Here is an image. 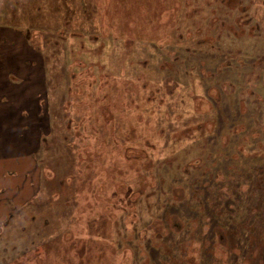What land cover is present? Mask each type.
<instances>
[{"label":"rangeland","instance_id":"obj_1","mask_svg":"<svg viewBox=\"0 0 264 264\" xmlns=\"http://www.w3.org/2000/svg\"><path fill=\"white\" fill-rule=\"evenodd\" d=\"M236 250L264 263V0H0V264Z\"/></svg>","mask_w":264,"mask_h":264},{"label":"flooded vegetation","instance_id":"obj_2","mask_svg":"<svg viewBox=\"0 0 264 264\" xmlns=\"http://www.w3.org/2000/svg\"><path fill=\"white\" fill-rule=\"evenodd\" d=\"M248 213H247V216L245 217L244 222H243L244 224H247V226L246 225H243V223H240V224L237 223V226H239L240 229H243V226L244 227H248L249 226L248 224H251V223H255L256 222V220H253V219L252 220H248ZM204 220L206 222H208V220H209L208 216H205ZM234 223H235L234 221H231V231H232V234L231 235L237 234V233H234L233 232V229H234V226H235ZM221 227L223 228V227H228V226L218 224L215 227H211L210 230H208L206 228L207 230L204 232L205 234H204V237L202 239V247L201 248H205L204 255H207V258L210 256L208 254L207 249H206L208 245H213L214 246V249L218 250L219 253H222L221 252V248L227 249V253L228 254L229 253L231 254V253H234L235 252V250H232L235 247V242H232V240H231L229 244L224 243L225 241H224V236H223V233H222L223 229H220ZM236 241H237V244H239V247L240 246H243V239L242 238H240L239 236H237ZM246 244L247 243L244 241V245H246ZM236 251H237V254H233V256L236 257L235 260L237 262H239L238 264H241L242 262H244V259H245L244 253L241 254L240 251H238V250H236ZM126 260L127 259H125V261ZM116 264H126V262L119 261Z\"/></svg>","mask_w":264,"mask_h":264},{"label":"crops","instance_id":"obj_3","mask_svg":"<svg viewBox=\"0 0 264 264\" xmlns=\"http://www.w3.org/2000/svg\"><path fill=\"white\" fill-rule=\"evenodd\" d=\"M23 70L25 72V68H23ZM29 73H30V70H29ZM24 88H26L23 91L24 93H25L26 90H29L30 89V88L27 89L26 86H24ZM23 172H25V171L23 170ZM11 182H12V180H11ZM11 182L8 181V183L3 184V185L9 186V187H11V185H12V187L10 188V190L9 189L7 190L9 192V194H10V192L12 193L14 191V187L17 186L18 188L17 187L16 188L18 190H17V193H15V194H17L19 196H16V199H19V200H17V201H19V203H20V201H21V203H24V201L27 200L29 198V196H30V192H31V179L29 180L28 177L24 176V179H23L22 182H20V181L18 183H11ZM26 183L28 184V190H27V192L25 190ZM20 184H22V185H20ZM19 188H20V190H19ZM21 189H22L23 192L21 191ZM11 196H12V194H11ZM12 198L15 199L14 194H13V197ZM13 199H12V201H13ZM13 203H14V201H13Z\"/></svg>","mask_w":264,"mask_h":264},{"label":"trees","instance_id":"obj_4","mask_svg":"<svg viewBox=\"0 0 264 264\" xmlns=\"http://www.w3.org/2000/svg\"><path fill=\"white\" fill-rule=\"evenodd\" d=\"M218 224H220V223H218ZM218 224H217V225H218ZM215 226H216V225H215ZM215 226H212V227H215Z\"/></svg>","mask_w":264,"mask_h":264}]
</instances>
